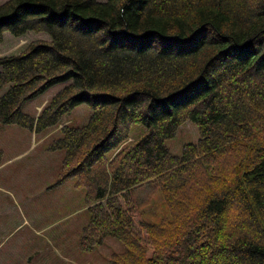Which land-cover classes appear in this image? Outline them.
I'll list each match as a JSON object with an SVG mask.
<instances>
[{"label":"trees","instance_id":"obj_1","mask_svg":"<svg viewBox=\"0 0 264 264\" xmlns=\"http://www.w3.org/2000/svg\"><path fill=\"white\" fill-rule=\"evenodd\" d=\"M27 32L48 39L0 55V123L40 132L89 106L49 146L64 150L58 183L82 187L85 250L112 236L124 250L109 264H264V0L0 4V44ZM65 81L37 115L23 110ZM187 119L199 138L173 154L165 140ZM151 183L163 213L136 223L132 192Z\"/></svg>","mask_w":264,"mask_h":264},{"label":"rangeland","instance_id":"obj_2","mask_svg":"<svg viewBox=\"0 0 264 264\" xmlns=\"http://www.w3.org/2000/svg\"><path fill=\"white\" fill-rule=\"evenodd\" d=\"M5 1L0 0V4ZM44 38L48 36L42 32L20 36L5 33L0 55L19 54ZM67 82L51 85L28 100L23 110L37 115ZM6 87L0 89V95ZM89 114V106L80 103L58 124L40 132L15 123H0V264H109L115 254L124 250L121 241L112 236L84 249L82 230L89 216L82 187L75 185V177L67 179V183L57 181L64 150L49 146L61 135L63 125L83 126ZM143 130L138 124L132 125L121 146L131 144ZM198 138L197 125L187 119L165 144L170 152L180 155L184 145ZM121 146L109 151L108 156ZM132 193L143 205V214L134 218L136 223L141 217L156 220L159 212L163 213L164 201L156 183L135 187ZM139 229L144 233L142 227Z\"/></svg>","mask_w":264,"mask_h":264}]
</instances>
